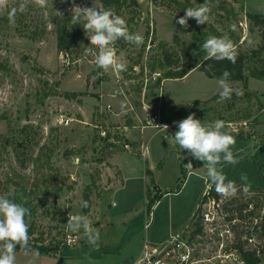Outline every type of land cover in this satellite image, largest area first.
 Segmentation results:
<instances>
[{
	"label": "rangeland",
	"instance_id": "1",
	"mask_svg": "<svg viewBox=\"0 0 264 264\" xmlns=\"http://www.w3.org/2000/svg\"><path fill=\"white\" fill-rule=\"evenodd\" d=\"M138 1L142 14L135 16L137 25H127L129 31L131 28L132 33H140L144 38L148 27L155 32L143 56L144 71L140 65L133 70L129 68L140 46L118 40L114 48L117 57L126 62V70L104 71L108 80L92 83L94 60L86 51L90 45L68 54L58 50L55 20L64 10L71 12V0H47L44 7L38 6L35 0H0V194L12 192L9 198L30 210L31 215L26 220L33 230L30 239L35 245L63 249L60 256L51 257L52 264L59 261L62 264H113L119 256L127 259L144 249L145 243L152 247L150 237L164 239L169 233H181L190 225L206 191L204 163L196 159L186 161L191 162L194 172L189 173L191 169L186 167L183 175L178 153L172 150L173 156L164 159L165 171L159 177L162 191L156 187L151 189L153 199L158 198L149 212L141 172L126 182L124 190L109 192L113 166L108 158L114 151L110 149V140L108 143L107 139H101V131L106 128H119L126 133L125 126L135 124L130 113L135 114L139 123V117L147 114L145 108L154 107L164 95L169 102H182V105L168 109L165 102H161L163 121L170 119L168 115L173 114V107L183 106L184 110L194 109L202 122L219 119L238 126L240 120L249 122L248 127L239 126L242 127L239 133L230 127L225 129L236 139L232 151L238 163L221 167L227 179L235 181L238 190L235 196H221L218 202L209 199L202 202L203 209L212 203L215 226L205 223L203 234L193 239L194 226L183 234L194 247L190 260L193 264H245L235 248L242 242L247 249H257L263 257L260 264H264V80L249 77L248 86L244 80H229L242 95L233 92L231 99L218 102L219 78L206 76L199 64L192 62L194 70L184 79L164 80L161 86L155 87L161 76L150 72L148 60L162 53V49H158L159 42L167 41L171 51H179L185 44H193L196 27L179 25L177 21L182 16L160 5L161 0ZM227 1L238 16L228 13L229 5L219 12H212V6L207 23L214 24L220 31L234 24L236 34H243L241 49L248 53L258 51L264 44L261 30L250 31L252 25L245 12L264 13V0ZM21 3L27 5V11L17 12L11 22L9 11ZM75 4L102 8L98 0H75ZM132 9L122 10L125 21L133 16ZM36 29L42 34L33 38ZM205 55L203 50L200 61ZM247 67L248 71L264 67V51L250 58ZM52 90L59 94H50ZM101 91L132 93V110H127L126 115H121L120 110L115 114L111 104L100 102ZM63 92L77 93V96L67 98ZM184 118L187 116L178 114L171 120ZM66 119L71 121L67 124ZM125 140L131 143L127 136ZM242 174L248 177L247 182L241 181ZM245 183L250 185L247 191L243 190ZM253 185L258 189H253ZM89 186L92 207L85 213L80 200ZM113 201L116 204L113 205ZM240 207H244L242 212L238 211ZM69 213L89 218L100 234L98 247L89 244L87 238L86 241L80 239L82 230L74 233L68 229ZM230 215L236 218L230 221ZM69 237H76L74 245L66 244ZM16 264H39V260L32 252L25 255L23 251H16Z\"/></svg>",
	"mask_w": 264,
	"mask_h": 264
},
{
	"label": "clouds",
	"instance_id": "2",
	"mask_svg": "<svg viewBox=\"0 0 264 264\" xmlns=\"http://www.w3.org/2000/svg\"><path fill=\"white\" fill-rule=\"evenodd\" d=\"M47 0H35L38 6H46ZM63 2V0H62ZM71 24L82 25L85 34L90 41V46L86 51L93 57L94 64L97 68L105 72L110 69L113 71L126 70V62L119 59L114 48L118 40L123 39L125 42L140 46L144 43V37L140 33H131L128 29L124 18L118 15L113 7L99 8L81 7L71 0ZM212 5L205 0L203 4L197 7H188L185 9V15L177 23L184 28H188V20L195 19L198 25H204L209 20V13ZM27 11V5L19 4L9 11V19L14 22L17 12L24 13ZM62 14V13H61ZM232 31L236 30L233 24L230 26ZM202 49L206 53L205 60L229 61L235 64L237 61V51L234 43L227 33L221 36H209L202 44ZM231 73L224 70L222 77L218 80L219 101L222 102L231 99L233 92L242 95L239 89H234L230 82ZM99 77H92L94 83ZM128 110L127 101L120 104V114L126 115ZM178 130L172 136L175 143L182 149L187 150L189 155L196 160L202 161L207 167L206 190L213 187L220 196H235L237 186L235 181L228 180L224 174L222 164H236L232 148L236 144L235 137L225 129L230 127L224 120H216L212 123H203L195 118V114H190L178 122H174ZM167 132L168 125L157 126ZM78 164L79 161L77 160ZM187 168H193L191 162L185 165ZM241 181L247 182L248 177L241 175ZM250 185L244 184L243 190L247 191ZM12 192L0 194V264H16L17 246L28 255L32 252L39 255L37 251L29 247V223L26 217H30V210L21 203H16L10 199ZM81 208H88L87 200H80ZM67 227L74 233L83 231L89 244L98 247L100 239L99 231L92 227L91 221L85 215L69 213Z\"/></svg>",
	"mask_w": 264,
	"mask_h": 264
},
{
	"label": "trees",
	"instance_id": "3",
	"mask_svg": "<svg viewBox=\"0 0 264 264\" xmlns=\"http://www.w3.org/2000/svg\"><path fill=\"white\" fill-rule=\"evenodd\" d=\"M102 8L113 7L118 15L124 18V12L122 11L124 8L132 7L133 16L127 19V25L131 23H135L136 14L138 17L141 16L142 10L140 9V3L138 0H98ZM205 0H161L160 5L164 4L167 8L174 10L176 13L181 15L182 17L185 15V9L188 7H197L200 4H203ZM208 2L213 6L212 12H219L220 10H224L226 5H229V9H227L228 13H230L233 17L238 16L233 5L230 4L227 0H208ZM244 7V5H242ZM135 8V9H134ZM71 15L70 11L64 10L63 14L59 19L55 20L56 25V33H57V46L59 52L73 53L78 52L79 49L83 46L90 45V41L88 40L85 30L82 25L71 24ZM245 16L247 20L250 22L252 27L250 31L254 30V28H258L261 30L262 39L264 41V13H256L251 11H246ZM138 22V19H137ZM188 24H190L195 30L193 31V44L192 45H184L179 51H171V47L167 41H160L158 49H162V53L159 55H154L148 60V66L150 68L151 73H161V77L157 78L155 82V87H159L162 85L163 80L165 79H183L191 70H193V63L199 64V69L203 71L206 76L210 78H221L224 70H228L231 75L229 76L230 81L236 80H244L245 85L248 86L249 77L257 78L264 80V67H257L255 69H250L248 71L247 64L249 59L256 56L259 52L264 51V44L257 51H253L252 53H248L241 49V39L243 38V34H236V30L232 31L231 28H228L226 31H220L214 24L206 23L204 25H198L195 19H189ZM137 25V23H135ZM232 25V24H231ZM230 25V26H231ZM242 30V27H239ZM130 32L132 33V29L130 28ZM153 31L148 27L147 32L145 34L144 43L140 45L139 52L134 57L131 66L129 67L131 70L135 68L136 65H140L142 72L144 71L146 65L143 63V56L146 51V48L149 46V41L153 40L154 35ZM224 33H227L228 36L234 43L235 49L238 53L237 61L235 64L225 60V61H215V60H202L200 58L203 54L202 44L204 43V37L206 36H221ZM42 32L33 31V38H37L41 35ZM123 40V39H121ZM175 42L178 41V38H174ZM246 40V37L243 39V42ZM117 42L114 46H116ZM151 48V47H150ZM193 51L195 53L193 54ZM91 59L93 57L91 56ZM193 59V60H192ZM160 71H156V70ZM163 71V72H162ZM99 73V77L97 80L106 81L108 80V76L104 73L103 69H99L95 66L92 68L91 76H97ZM146 88V86H145ZM143 89H140L142 92ZM50 94H59L58 91L52 90ZM67 98H72L77 96V93L71 92H63L62 93ZM184 175V170L182 171ZM154 180H151L153 183ZM179 187V185H178ZM253 189H258L256 186H251ZM147 197L149 199V209L151 210L152 206L155 204L156 199L150 193V189L147 190ZM211 198L214 199L215 202H218L221 198L214 189V187L209 191L208 197L203 198L204 202L206 199ZM83 199L88 201L89 207L83 208L85 213H89L92 207V190L91 186L87 187L84 192ZM244 207H240L238 211L242 212ZM233 213V209L231 210ZM237 212V211H235ZM251 212V211H250ZM253 213V212H251ZM194 218L195 229L192 232V239L196 236L203 234L204 231V223L202 220V204L199 210L196 211ZM236 218L234 215H230L228 220H233ZM260 226L256 225V228ZM33 234V230L29 228V236ZM191 240V239H190ZM246 244L242 242L239 243L235 248L238 249L242 260L245 264H260L262 262L263 257L258 254L257 249L245 248ZM30 249H35L41 253L45 254H56L59 251V247L50 248L47 246H39L33 243V240H29ZM16 250H21L19 246H17Z\"/></svg>",
	"mask_w": 264,
	"mask_h": 264
},
{
	"label": "crops",
	"instance_id": "4",
	"mask_svg": "<svg viewBox=\"0 0 264 264\" xmlns=\"http://www.w3.org/2000/svg\"><path fill=\"white\" fill-rule=\"evenodd\" d=\"M193 70H191V71H193ZM190 73L191 72H189V74ZM189 74H187L186 76H188ZM250 79L251 78H249V83H250ZM165 80H169V79H165ZM101 82H103V81H101ZM163 82H164V80H163ZM99 97H100V102H102V104L105 105L107 103V104L112 105V107H113L112 111L114 113L116 111L120 110V104L122 101H125V100L127 101V104L130 107V108H128V110L131 109L133 107V104H134V100L132 99L133 98L132 93L131 94L125 93L124 95H120L118 93L107 94V92L101 91ZM163 101L167 105L168 109H170L169 106L182 105L181 104L182 102H180V103L174 102V101L169 102L168 99L166 100L165 96L163 95V97L160 96V102H158V104L155 103L156 106L161 105V102H163ZM102 104H101V108H104V105H102ZM195 107L196 106H193V108H195ZM210 110H211V106H210ZM134 112H136V111H134ZM211 112L212 111H210V113ZM146 113H147V111H146ZM172 113L173 114L169 113V115H168V117L170 119L165 120V121H167L169 123L176 124L174 122H178V121L171 120V119L174 118L175 115L177 116L178 114L182 115V116H188V115L194 113L195 118H197V114H196V111L194 109H192V108L186 109L185 108V110H184L183 106H181V108H176V107L174 108L173 107ZM115 114H117V113H115ZM130 117L134 119L135 124L131 127H128V126H125V127H127L126 136L128 138H130V140H131L130 142L132 143L131 144L132 148L129 150L120 148L119 150H116L113 153H111V156L108 158V162L113 166L111 169L110 175H109L110 178L113 179L112 185L110 186L111 190L109 192L112 193V192H119V191L124 190V188L126 186V182L130 178L134 177L136 175V173H138L137 175H139L141 172L142 178L144 179V183H145L144 184L145 185V197H146L145 203L149 204V202H148L149 199L147 197V190L149 188L150 193H151V189L156 187L162 191V188H161L162 184L160 183L159 177L165 171L166 161L164 159H167L168 156H173L174 152L171 153V151L175 149L174 151H176L178 153L177 156L179 157V160L181 161L182 171L186 169V166H185V165H187L186 161L192 160L194 158H188V157H190V155L187 152V150H182L173 140L172 136H174V133L178 130V128L175 130H167V132L158 131L154 128L141 129L140 127H138L139 123L137 122L136 116L133 112L130 113ZM240 121H243V120H240ZM203 123H208V122L205 121ZM156 139H158V140H156ZM154 140H156V145H153ZM142 144H147L149 146V152L146 153L145 155H143V152H142V148H141ZM169 147L172 149L168 150ZM163 160H164V163H163ZM136 169H137V171H136ZM193 172H194L193 169L189 170V173H193ZM152 179L154 180L153 183H151ZM202 196H203V194H202ZM201 199H202V197H201ZM198 206H199V204H198ZM101 208L102 207L99 206V210ZM149 212H150V209H149ZM97 216H99V213L97 214ZM194 216H195V214H194ZM94 224H96V221ZM172 234L173 233H169V236L168 237L166 236L164 239H162V238L161 239H155V238L150 237L152 247H155V246L161 247V246L165 245ZM123 235H125V231L123 232ZM79 236H80V239L82 241H83V239L86 241V237L83 235V233H81ZM146 240H147V236L145 238V241ZM138 248H140V242L138 243ZM16 251H22V250H16ZM34 251H37V250H34ZM62 251H63V249L60 250L59 252H57L56 254H45V253H41V252L37 251L39 253V255H35V257L39 260V264H52V262L50 261L51 257L52 256H55V257L60 256ZM143 253H144V249H139L138 252H136L134 255H132L131 257H129L127 259H123L121 256H119V260H117L113 264H136L140 260V258L142 257ZM37 256H40V257H37ZM58 264H62V262L59 261Z\"/></svg>",
	"mask_w": 264,
	"mask_h": 264
},
{
	"label": "built area",
	"instance_id": "5",
	"mask_svg": "<svg viewBox=\"0 0 264 264\" xmlns=\"http://www.w3.org/2000/svg\"><path fill=\"white\" fill-rule=\"evenodd\" d=\"M73 7V4L69 6V10ZM158 76H161V73H155ZM156 108V109H155ZM160 105H154L146 107L147 114L143 118H139V125L141 129L144 128H154L158 131H163L157 126H163L167 124L168 130H175L177 129V125L173 123H169L167 121H163L161 117V110L159 109ZM71 119H66V123L68 124ZM227 125L232 128V130L236 133L241 132L242 127H248L249 122L247 120L241 121V124L238 126L237 123L227 122ZM125 132L127 133V127L124 128ZM126 133L121 131L119 128L116 130L113 129H103L101 131V139L109 143L110 149L113 151L119 150L120 148L123 149H131L132 145L129 142H126L125 136ZM110 140V141H109ZM143 155L149 152V146L147 144L141 145ZM210 190H206L202 196L201 204L203 198L208 197ZM211 202L215 203L214 199L208 198ZM113 205L116 204L114 201ZM202 220L205 224H212L214 225V214L212 211V203L206 204V206L202 207ZM191 225L187 226V228L181 233L172 234L171 237L168 239L167 243L161 247H149L146 243L144 245V253L140 260L136 264H193L191 261L192 251L194 252L193 245L183 238V234L187 232V229L190 228ZM76 243V237H69L66 239L67 245H74ZM149 249V250H148Z\"/></svg>",
	"mask_w": 264,
	"mask_h": 264
},
{
	"label": "flooded vegetation",
	"instance_id": "6",
	"mask_svg": "<svg viewBox=\"0 0 264 264\" xmlns=\"http://www.w3.org/2000/svg\"><path fill=\"white\" fill-rule=\"evenodd\" d=\"M196 219L193 217V219H192V221H191V223H190V225H191V227H195V223H194V221H195ZM195 229V228H194ZM193 232V231H192Z\"/></svg>",
	"mask_w": 264,
	"mask_h": 264
},
{
	"label": "water",
	"instance_id": "7",
	"mask_svg": "<svg viewBox=\"0 0 264 264\" xmlns=\"http://www.w3.org/2000/svg\"><path fill=\"white\" fill-rule=\"evenodd\" d=\"M200 207H201V201H200V203H199V206H198V209H197V210H199Z\"/></svg>",
	"mask_w": 264,
	"mask_h": 264
}]
</instances>
